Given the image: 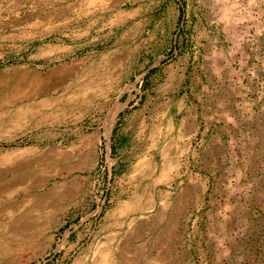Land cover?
Instances as JSON below:
<instances>
[{
	"label": "rangeland",
	"instance_id": "374dc122",
	"mask_svg": "<svg viewBox=\"0 0 264 264\" xmlns=\"http://www.w3.org/2000/svg\"><path fill=\"white\" fill-rule=\"evenodd\" d=\"M24 75L55 89L0 106V264H264V0H0L1 100Z\"/></svg>",
	"mask_w": 264,
	"mask_h": 264
},
{
	"label": "bare ground",
	"instance_id": "6f19581e",
	"mask_svg": "<svg viewBox=\"0 0 264 264\" xmlns=\"http://www.w3.org/2000/svg\"><path fill=\"white\" fill-rule=\"evenodd\" d=\"M223 9H225V7L223 8ZM226 10V9H225ZM228 10V9H227ZM46 72V71H45ZM39 76H41V75H39ZM65 78V77H64ZM67 78V77H66ZM19 79V78H18ZM42 79V78H41ZM60 79H61V77H60ZM43 80V79H42ZM41 80V81H42ZM64 80V79H63ZM62 79H61V81H63ZM40 82V79H39V77H37V76H30V75H24V76H22V77H20V79L18 80V82H16V83H14V86H12L11 84V86L10 87H8V89H7V91H8V94H6V96H4L3 97V100H1L0 99V106L1 105H3V107H6V106H8V105H6L5 103H9V104H11V102H14L17 98H19V97H21V96H32V97H34V96H37V95H41V94H46V93H48V92H51V91H53L54 89H55V83H53V84H51V85H44V84H42V83H39ZM58 82V81H57ZM26 85H28V86H30V90L29 91H27V92H25V86ZM57 85H59V84H57ZM5 90V89H4ZM81 93V92H80ZM78 97V96H77ZM42 104H48V103H55V102H51L49 99H46V98H44V99H42ZM27 106H29L28 104H24L23 106H18L17 108H16V110H18L17 111V116L18 115H20V114H23L22 113V111L24 110V109H26L27 108ZM116 110H117V108L114 110V112H116ZM114 114V113H113ZM111 119V118H110ZM113 122V121H112ZM110 123H111V121H110ZM108 135V134H107ZM155 142V141H154ZM9 152V151H8ZM8 152H6V153H4V154H2L3 156H1V158L2 159H0V162L1 163H4L5 161H8V158H9V155H8ZM241 153V152H240ZM245 162H247V161H245ZM238 163V162H237ZM249 163V162H248ZM246 165V164H245ZM245 165H239V167H236L235 168V172H236V174H237V178H236V182H235V186L236 185H238V183H237V180L239 181L240 179H242L243 177H244V175H246V173L245 172H243V170H244V167H245ZM249 165V164H248ZM151 167V166H150ZM175 167H176V164H175V162L174 161H172V160H169V161H166L165 163H164V165L162 166V168H161V171H160V174L158 175V178L155 180V181H166V180H168L169 178H170V175H174V169H175ZM13 169V168H12ZM249 169V168H248ZM233 171V170H232ZM149 172H150V170H149ZM245 173V174H244ZM141 176V175H140ZM23 178V177H22ZM142 179V178H141ZM248 179L247 178H244V181H247ZM15 183L16 184H14V185H17V184H19V183H21L20 181H18V182H16L15 181ZM244 184H243V186L246 188V189H248L247 187L249 186H247L246 187V185H245V183L246 182H243ZM10 184H12L13 185V183H11L10 182ZM6 185V184H5ZM11 185V186H12ZM234 186V187H235ZM10 187V186H9ZM8 187V188H9ZM1 188V187H0ZM4 188H2V190H3ZM234 189V188H233ZM240 189V188H239ZM1 190V189H0ZM236 190V189H235ZM238 190V189H237ZM4 191V190H3ZM170 191V190H169ZM233 192V191H232ZM260 192H261V196H264V190L263 189H261L260 190ZM1 193V192H0ZM166 191H159L158 193H157V197H158V199L160 200V203L162 204V209L163 210H161V208H159L161 211H160V213H159V210H158V222H156V223H161V222H164V215H165V211L164 210H167L166 208L168 207V205H169V201H168V196L166 195ZM146 195L145 196H147L148 197V199H147V201L143 204V202H142V200L140 199V197H134L132 200H130V201H124V202H120V204L118 205V207L115 209V217L117 218V217H121V216H125L126 214H128L129 212H131V211H141V210H145V209H148V208H151L154 204L152 203V199H154V196H153V194H151V193H145ZM233 194V193H232ZM142 196H144V195H142ZM44 198V197H43ZM145 198V197H144ZM150 198V199H149ZM244 198V197H243ZM157 199V198H156ZM176 198H174V199H172V200H175ZM178 200V199H177ZM176 201V200H175ZM6 202V201H5ZM12 202V201H11ZM173 202V201H172ZM10 203V202H9ZM14 203V202H13ZM176 203H177V201H176ZM149 205V206H148ZM241 205L242 204H240L239 205V202H237V203H235V205L233 206V211L232 212H238V211H240L242 208H241ZM36 206H38V204H35V206L34 207H36ZM177 206V205H176ZM159 207V206H158ZM144 212V211H143ZM164 212V213H163ZM138 213V212H137ZM180 213V212H179ZM140 214V213H139ZM142 214V213H141ZM156 214V213H155ZM137 215V214H136ZM154 216H156L157 217V215H154ZM169 216V215H168ZM138 218V217H137ZM136 218V219H137ZM150 218H152V217H150ZM111 219V218H110ZM124 219V218H123ZM157 219V218H156ZM121 220V219H120ZM135 220V219H134ZM148 220H149V218H148ZM153 220H155V219H153ZM169 221H171L172 220V218H171V215H170V217H169V219H168ZM168 220H166V223H164L165 224V227H164V230H165V228H166V230H165V232L167 231V232H169L170 231V227H169V222H168ZM118 221V220H117ZM147 221V220H146ZM238 221H242V220H238ZM238 221H237V223H238ZM140 222V221H139ZM245 222V221H244ZM153 223V222H152ZM129 224V223H128ZM141 224V223H140ZM148 224V223H147ZM176 224H177V222H176ZM137 225V224H136ZM139 225V224H138ZM146 225V224H145ZM151 225V224H150ZM150 225H148V226H150ZM154 225H155V223H154ZM12 226V225H11ZM158 226V225H157ZM161 226V225H160ZM23 227V226H22ZM139 227V229H140V227H142V229L141 230H139V233H141V231H144V226H138ZM155 227V226H154ZM175 227V226H174ZM163 228V227H162ZM12 229H14L15 230V228H13L12 227ZM112 229V228H111ZM110 229V230H111ZM153 229V227L150 229V231ZM14 230H12V231H14ZM17 230V229H16ZM107 230V229H106ZM110 230H108V231H110ZM163 230V231H164ZM22 231V230H21ZM112 231V230H111ZM150 231H147V232H150ZM154 231V230H153ZM162 231V232H163ZM244 231V230H243ZM14 233V232H13ZM21 233V232H20ZM102 233V232H101ZM115 233V232H114ZM174 233V232H173ZM15 234H17V233H15ZM149 234V233H148ZM153 234V233H152ZM18 235H19V232H18ZM99 235V234H98ZM109 237H108V240H112V237L114 236V235H112L111 233H109ZM161 235V234H160ZM169 235V234H168ZM156 236V235H155ZM155 236H153V238L155 237ZM157 236H159V234L157 235ZM163 236H164V234H163ZM152 238V237H151ZM152 238V239H153ZM160 238V237H159ZM164 238V237H163ZM147 240V239H146ZM151 240V239H150ZM154 240V239H153ZM159 240V239H158ZM164 240V239H163ZM120 242H121V240H120ZM159 242V241H158ZM158 242H157V244H158ZM122 243V242H121ZM161 244H163V241L161 242ZM121 245V244H120ZM8 246V245H7ZM6 245H5V248H8ZM12 246V245H11ZM158 246V245H157ZM129 246H127V248H128ZM123 248H124V245H123ZM125 249V248H124ZM2 250V249H1ZM5 250V249H4ZM7 251H8V249H6ZM114 250V249H113ZM153 250H155V249H153ZM160 250V249H159ZM121 251H123V250H121ZM131 251V250H130ZM148 251V250H147ZM159 252V251H158ZM157 252V253H158ZM121 253H125L124 251L123 252H121ZM152 254V253H151ZM149 256V255H148ZM147 256V257H148ZM149 257H152V256H149ZM117 258H118V254L114 251H112V249H110V247L108 246V244H107V246H105V247H102L101 249H100V251H99V258H98V260H97V264H118L119 263V261H117ZM135 258H136V256H135ZM138 258V257H137ZM145 261V260H144ZM92 262V261H91ZM96 262V261H95ZM94 263V262H93Z\"/></svg>",
	"mask_w": 264,
	"mask_h": 264
}]
</instances>
